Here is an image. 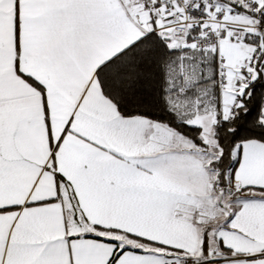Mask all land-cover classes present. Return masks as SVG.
<instances>
[{
	"label": "snow or ice",
	"instance_id": "obj_1",
	"mask_svg": "<svg viewBox=\"0 0 264 264\" xmlns=\"http://www.w3.org/2000/svg\"><path fill=\"white\" fill-rule=\"evenodd\" d=\"M0 264H264V0H0Z\"/></svg>",
	"mask_w": 264,
	"mask_h": 264
}]
</instances>
